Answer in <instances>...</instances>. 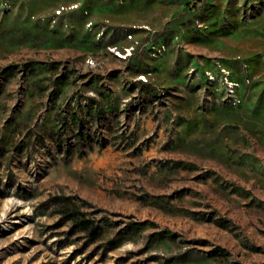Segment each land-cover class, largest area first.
I'll return each instance as SVG.
<instances>
[{"label":"rangeland","instance_id":"374dc122","mask_svg":"<svg viewBox=\"0 0 264 264\" xmlns=\"http://www.w3.org/2000/svg\"><path fill=\"white\" fill-rule=\"evenodd\" d=\"M0 264H264V0H0Z\"/></svg>","mask_w":264,"mask_h":264},{"label":"trees","instance_id":"16d2710c","mask_svg":"<svg viewBox=\"0 0 264 264\" xmlns=\"http://www.w3.org/2000/svg\"><path fill=\"white\" fill-rule=\"evenodd\" d=\"M104 112H98L96 118H101ZM52 203L56 205L59 214L63 215V221H70L73 223V227L78 231L86 233L89 242H95L104 235V229L99 225H94L92 220L86 219L79 207L69 202L64 197H53Z\"/></svg>","mask_w":264,"mask_h":264}]
</instances>
